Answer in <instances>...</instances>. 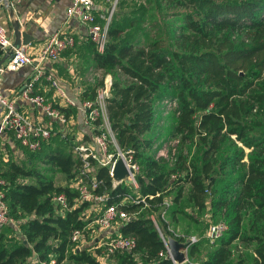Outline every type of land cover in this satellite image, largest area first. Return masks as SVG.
<instances>
[{"label":"trees","instance_id":"trees-1","mask_svg":"<svg viewBox=\"0 0 264 264\" xmlns=\"http://www.w3.org/2000/svg\"><path fill=\"white\" fill-rule=\"evenodd\" d=\"M120 1L101 50L81 33L60 52L75 49L83 57L76 67L89 62L111 72L106 114L117 144L132 149L139 167L136 185L124 179L112 185L106 165L92 168L100 182L91 192L105 191L104 204L125 210L115 231L133 237L130 248L108 256L117 264H175L158 226L184 242L186 264H264V0H151L156 9L148 20L120 14ZM145 21L151 34L140 25ZM99 82L85 83L80 97H93ZM162 95L175 99L178 138L170 159L155 154L146 133ZM76 130L83 129L73 123L35 149L21 146L11 131L2 139L0 149L9 154L0 160L2 197L16 227L0 226V264H40L50 256L55 263L69 257L107 264L70 239L73 228L85 238L101 210L85 215L92 199L80 197L74 184L87 181L72 150ZM57 171L62 181H55ZM59 191L67 206L53 199ZM218 219L225 228L210 241L205 228ZM188 233L196 238L186 239Z\"/></svg>","mask_w":264,"mask_h":264},{"label":"built area","instance_id":"built-area-1","mask_svg":"<svg viewBox=\"0 0 264 264\" xmlns=\"http://www.w3.org/2000/svg\"><path fill=\"white\" fill-rule=\"evenodd\" d=\"M15 1L19 0H0V7L11 6ZM116 2L117 0H69L65 5L63 22L51 29L33 45H30L28 41L13 44L9 29L0 22V54L7 49L11 51L1 62L0 71L14 70L24 64L29 65L28 73L12 92L2 93L0 91V141L4 138L9 139L7 131H11L12 136L21 146L35 149L52 133L58 132L63 135L72 128L73 122L70 114L61 106L73 103V100L66 93L64 82L55 73L52 63L59 57L65 46L74 42L75 35L81 36L83 32L95 43L96 48L101 50L106 40L108 22ZM71 21L75 26L71 24ZM74 75L72 71L73 78ZM110 83L111 76L109 73H105L102 85L96 87L94 96L80 99L81 118L86 128L75 131V141L72 144V150L80 159V173L87 178V181L79 183L74 181L79 195L80 197H96L102 204L108 196L107 193L105 191L94 193L90 190V187H94L100 182V179L91 173L95 165H106L111 176L113 162L120 156L126 168L129 166L132 168L121 179L133 185H136L134 175L139 168L138 163L132 158V149L130 147L121 148L117 144L114 130L110 126L105 110ZM75 88L78 90L80 86L75 85ZM46 91H49V94ZM84 132L87 135H84ZM166 151L169 150L164 147L158 148L156 155L166 156ZM121 179L111 177L112 185ZM2 183L3 178L0 176V226L11 223L16 227V221L8 213L7 204L2 197ZM52 197L62 206H67L65 194L62 191L54 193ZM126 197L138 199L130 195L123 196V198ZM164 202L167 203L166 200ZM101 206L98 207L101 210L93 218L100 227H110L114 219L126 216L125 210L114 202ZM225 225L222 219L211 221L205 228L204 234L211 241L221 233ZM167 227L173 233H178L170 225ZM157 228L165 246L164 253L167 254V234L163 233L158 226ZM195 238V233H188L186 236L188 240ZM70 239L75 241L76 248L83 245V241H85L79 228L72 229ZM104 242V251L112 253L114 250L130 248L133 245V237L115 231ZM181 249L185 254V245ZM159 252L163 253L162 250ZM186 259L185 254L183 261ZM172 260L175 264H180L174 258ZM40 264L56 263L54 257L50 256L47 259H41ZM195 264H198V261H195Z\"/></svg>","mask_w":264,"mask_h":264},{"label":"rangeland","instance_id":"rangeland-1","mask_svg":"<svg viewBox=\"0 0 264 264\" xmlns=\"http://www.w3.org/2000/svg\"><path fill=\"white\" fill-rule=\"evenodd\" d=\"M118 9L120 14L129 15L131 13H138V15H142L144 20H148L150 16L147 14L153 9H156V7L151 4V0H121ZM154 15L159 18L161 16V14H158L156 10H154ZM140 25L141 26L144 25L146 27L145 31L147 32V34L152 33V29L149 28L148 21L140 22ZM140 37L143 36L141 35ZM82 58L81 56L73 57L72 60L78 61V59H82ZM82 63L83 66L76 68V71H74L75 79L79 80L80 77L82 80L84 78L86 79V81H88L85 83H93L99 80L100 82L97 84L98 87L102 85V79L105 73H109L110 76L112 77L110 71H103V69L100 68L95 69L93 67L88 68L87 66H85L86 62H82ZM85 83H83L82 87H85ZM174 105H175V99L168 95H162L160 97L159 96L156 97L154 101L153 125L146 132L148 135L153 137L152 147L155 148V154L158 148L164 147L165 149L169 150L166 151L167 155L165 156V157H169L168 159H170V157L173 155V152L176 149V143L178 138V133L175 132L173 128L174 115H175ZM245 150H247V148H245ZM8 156H9L8 153L0 149L1 161H5L8 158ZM54 179L57 182L62 181L63 180L62 173L59 171L55 172ZM168 197H170V195H168ZM89 199H92V201L89 203L87 207L83 209L85 215H89V213L92 215V213H94V211H96L98 207L102 205V202L99 201L96 197L89 196ZM118 223L119 220L114 219L112 225L106 228L98 226L93 219H91L87 223L88 225H90V230L87 232L85 241H83V243L86 246H88L87 248H89V250H91L92 252H97V256H99L100 259L106 261L107 264H117V261L112 256H108V253L104 251L105 249L104 241L114 234V231L116 230ZM177 229L178 231H181L178 227ZM195 261H197V259L191 260L190 262H188V264H195ZM56 264H83V263H76L72 260V258L65 257L62 260L58 261ZM180 264H186V263L181 262Z\"/></svg>","mask_w":264,"mask_h":264},{"label":"crops","instance_id":"crops-1","mask_svg":"<svg viewBox=\"0 0 264 264\" xmlns=\"http://www.w3.org/2000/svg\"><path fill=\"white\" fill-rule=\"evenodd\" d=\"M69 0H19L15 1L9 6L0 7V22L3 23L10 31L12 36V23L11 19H17L21 29L27 31L31 36L28 40L30 45H33L41 37L46 35L51 29L62 23L64 19L65 5ZM12 8V9H10ZM71 24L75 26L74 22ZM81 32H83L81 30ZM84 33V32H83ZM80 37V36H78ZM77 43V42H76ZM76 50L62 52L58 59H56L52 66L55 69L57 76L64 82L65 91L68 96L73 100V103L66 105L71 107L70 117L75 125L85 129L82 122V110L79 107L80 95L79 92L83 86V79L79 77L75 79L71 76V72L76 71L77 60H72L73 57H78ZM88 68L91 67L89 62L85 63ZM72 68V70H70ZM29 71V65L24 64L14 70L0 71V91L2 93L12 92L21 80L26 76ZM77 73V72H76ZM81 84V85H80ZM75 85H79L80 89H76ZM49 94V91H46ZM1 142V141H0ZM99 257V256H98ZM106 262V261H105ZM183 262V261H181ZM180 262V263H181Z\"/></svg>","mask_w":264,"mask_h":264},{"label":"water","instance_id":"water-1","mask_svg":"<svg viewBox=\"0 0 264 264\" xmlns=\"http://www.w3.org/2000/svg\"><path fill=\"white\" fill-rule=\"evenodd\" d=\"M11 23H12L13 44L16 45L20 42H27L31 38V36L27 33V31L20 28L19 22L16 18L11 19ZM10 53H11L10 49H7L0 54V64ZM128 170L131 171L132 168L130 166L126 168L123 159L120 156H118L113 162L111 177L113 179H121L122 177H124V175L128 173ZM166 241L168 246V252L166 255H170L177 262L183 261L185 254L183 249H181V247L183 246L184 242L178 240L176 237L170 234L166 235Z\"/></svg>","mask_w":264,"mask_h":264}]
</instances>
